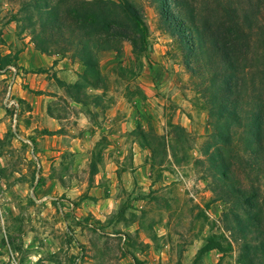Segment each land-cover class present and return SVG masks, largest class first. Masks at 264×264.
Segmentation results:
<instances>
[{
  "label": "rangeland",
  "instance_id": "obj_1",
  "mask_svg": "<svg viewBox=\"0 0 264 264\" xmlns=\"http://www.w3.org/2000/svg\"><path fill=\"white\" fill-rule=\"evenodd\" d=\"M114 1L130 2L140 10L147 25V43L143 51H133L124 40L117 48L100 53V75L90 72L100 88L87 86L85 91H108L110 96L102 104L106 107L124 104L106 133L121 139L124 156L116 161L117 171L133 166L134 141L139 159L145 162L149 158L139 130L131 135L129 129L135 124L148 139L154 133L172 137L177 142V161L171 156L156 158L147 167L144 181L153 187L131 191L138 181L130 176L127 179L122 173L121 182L113 184L115 179L105 181L100 174L91 173L92 167L99 170L109 162L100 153L107 146L104 138L76 155L65 150L55 154L57 159L46 152L51 144L37 141L33 145L24 140L15 107L7 99H14L9 92L14 73L8 65L32 37L20 21L17 0H0V264H240L237 242L222 222L231 205L214 199L210 179L196 163L205 157L211 132L212 117L203 91L217 90L211 86L207 68L184 46L189 37L181 38L179 32L196 25L207 27L210 35L223 22H231L225 6L238 8V13L251 19L256 16V34L248 40L245 78L247 91H253L255 83L263 93V0ZM186 18L194 24L183 23ZM206 46L213 54L210 39ZM64 56L73 57L71 52ZM51 74L35 77H40L41 84ZM67 87L52 80L43 90H33L66 95ZM15 101L27 109V103ZM63 102L55 103H69L67 98ZM63 108L68 117L64 123L70 126L75 114ZM178 109L189 117L188 126L173 122ZM171 125L185 129V140L177 131L172 135ZM93 137L98 136L93 132ZM62 147L51 148L61 151ZM259 184L264 203L263 178ZM138 223L143 228L128 236ZM209 242L221 249L202 251ZM150 246L154 252L149 253Z\"/></svg>",
  "mask_w": 264,
  "mask_h": 264
},
{
  "label": "trees",
  "instance_id": "obj_2",
  "mask_svg": "<svg viewBox=\"0 0 264 264\" xmlns=\"http://www.w3.org/2000/svg\"><path fill=\"white\" fill-rule=\"evenodd\" d=\"M17 2L20 21L29 28L36 50L58 56L71 52L72 58L83 64L84 70L79 81L67 85L66 91L83 104L102 105L98 95L85 91L87 86L100 88L92 81L91 75L93 72V76L100 75V53L117 48L119 42L124 40L130 42L133 51L145 49L147 25L140 10L130 2ZM224 9L231 22H223L210 35H207V27L199 29L196 25L186 26L179 32L181 38L189 37L184 46L191 49L196 54V59L207 68L211 86L217 90L203 91L212 117L211 132L205 142V157L196 163L200 164L201 170L210 179L214 199H224L231 205L223 213L222 222L237 242L238 262L264 264V203L261 201L259 184L261 178L264 179V92L257 91L255 83L253 91H247L245 78L248 40L252 34H256L253 24L257 17L251 19L244 12L238 13V8L225 6ZM182 21L185 24L187 21L192 22L188 18ZM245 27L251 30L245 31ZM261 28L264 29V25ZM208 39L213 54L206 46ZM170 127L172 135L177 131L179 138L183 136L185 140L187 133L183 127ZM138 130L140 143L150 150L147 159L150 166L155 164L158 157L162 159L171 156L177 161V142L172 137L154 133L148 139L145 132L137 126L131 131V135ZM211 147L212 150H209ZM97 170L98 167H92L91 173L94 174ZM214 248L220 250L221 245L209 242L201 250L207 252Z\"/></svg>",
  "mask_w": 264,
  "mask_h": 264
},
{
  "label": "crops",
  "instance_id": "obj_3",
  "mask_svg": "<svg viewBox=\"0 0 264 264\" xmlns=\"http://www.w3.org/2000/svg\"><path fill=\"white\" fill-rule=\"evenodd\" d=\"M8 67L13 70L14 73L9 83V92L14 95V100H18L20 103L25 102L28 106L27 109H22L17 103L18 113L16 114V121L18 126L24 131L25 137L22 136L24 140L33 145H35L37 141L47 142L51 144V147H55V149L61 148L63 144L64 147H62L61 151L53 150L51 147L48 148V146H46V152L50 154L49 157L53 158L55 156L53 159H57L56 156L64 152V150L76 155V153L80 151L91 148L92 144H96L99 140L104 138L105 145L107 146L103 147L100 153L103 158L109 160V162L105 166L99 167V170H97L93 176L100 174V178H103L105 181L110 177L111 181L115 179L113 182V184H115L121 182V174L123 173L126 175L125 177H127V179L128 176H130L132 180L138 181V183L131 186V191H135L138 188L144 189L153 187L151 182H149V184L144 183L145 173L148 170L147 167L150 168V165L146 160L148 156L145 157V162L139 159L141 153L138 151L139 148L136 141L133 142L135 146L132 149L133 166H131L129 170L117 171L118 167L116 161H120L124 156L123 150L119 146V144H121V139L117 137L118 135H106V133L109 132L108 129L112 127L116 120L117 110H121L124 104L109 108L106 107V104H83L75 100L68 93H66V95H61L62 91L50 89L48 91L33 90L37 88L43 90L52 80H58L65 85L75 84L79 81L80 75L84 70L83 64L72 57L41 53L35 49L33 42L26 41V45L20 49L16 59L11 62ZM22 70L26 72H20ZM31 70L34 71L31 72ZM47 72H52L51 76L40 84V77L35 76L47 75ZM26 80L29 81V84ZM26 83L28 85H26ZM87 92L89 94L98 95L101 98L102 104L103 102L105 103V97L110 96L107 95L108 91ZM65 98H67L69 102L68 105L62 104ZM57 100L62 101V103H55ZM63 107L69 110L66 113L69 114L72 110V113L75 114L73 115V121L70 122V126H66L64 123L68 117L62 113L65 111ZM189 121V117L178 109L177 115L173 118V122L188 126ZM136 126L135 124L133 128L129 130L132 131ZM91 128L94 130H91ZM93 132L96 133L98 137H93ZM116 138H118L117 141ZM36 153L40 154L39 152ZM51 162L52 159L49 160V163ZM106 197L105 199H111L110 196ZM132 223H135V221ZM133 228V231L127 232L128 236L131 234H138L139 229H142L143 226L138 223V225H135ZM152 230H154L153 227ZM157 236L159 235L157 234ZM149 242L151 241L149 240ZM154 251L155 249L150 246L149 253ZM210 251L211 250L208 252Z\"/></svg>",
  "mask_w": 264,
  "mask_h": 264
},
{
  "label": "built area",
  "instance_id": "obj_4",
  "mask_svg": "<svg viewBox=\"0 0 264 264\" xmlns=\"http://www.w3.org/2000/svg\"><path fill=\"white\" fill-rule=\"evenodd\" d=\"M8 99V102H9V105H11V106H14L15 107V116H16V108H17V102L14 100V99H9V97L7 98Z\"/></svg>",
  "mask_w": 264,
  "mask_h": 264
}]
</instances>
